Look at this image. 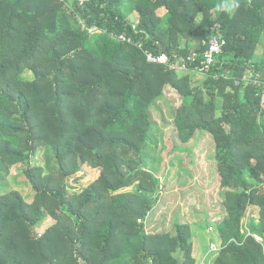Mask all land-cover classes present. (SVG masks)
I'll return each instance as SVG.
<instances>
[{"label":"trees","instance_id":"obj_1","mask_svg":"<svg viewBox=\"0 0 264 264\" xmlns=\"http://www.w3.org/2000/svg\"><path fill=\"white\" fill-rule=\"evenodd\" d=\"M111 34L173 62L214 36L226 45L208 73L176 71ZM262 43L264 0H0V264H196L203 223L221 248L210 264H264V101L242 81L264 80ZM162 102L176 129L167 156L193 152L199 178L173 230L153 234L159 200L143 191L163 180L144 153ZM17 166L30 201L5 182Z\"/></svg>","mask_w":264,"mask_h":264},{"label":"rangeland","instance_id":"obj_2","mask_svg":"<svg viewBox=\"0 0 264 264\" xmlns=\"http://www.w3.org/2000/svg\"><path fill=\"white\" fill-rule=\"evenodd\" d=\"M159 14L161 15V11ZM130 18L132 19L133 15H131ZM258 53L259 55L264 54L263 43L261 44V48L258 50ZM27 75L28 77L32 76L30 73ZM193 79L195 81V86H200L204 82V77L202 76L193 77ZM167 95L177 104V99L174 98L173 91H167ZM219 105H222L221 100H219ZM159 106L160 109L154 108L152 110L153 119L157 126L154 127L153 131L151 132L150 142L144 153L147 168L155 173L158 177L161 176L163 180V191L160 193H148L143 191V194L149 197L152 201L157 198L159 200L156 208H154V210L149 214L147 218V224L145 225L147 233L153 234L167 233L173 230L174 226L177 224L176 222L180 214V209L182 208L183 199L185 198L184 196H186V193L190 187H192L199 178V175L197 174L198 170L193 164V152L189 150L187 151L188 154H185V152L180 153L178 151H174L169 156H167L171 146L169 134H175L176 129L170 115V104L168 105L167 103L162 102L159 104ZM194 144L192 146H194ZM38 161L41 164H45L46 160L43 151L40 152ZM165 163L167 168L164 167ZM22 171L23 169L19 166L12 168L11 173L5 182L8 183L10 188L20 191L26 200L30 201L32 198V190L21 174ZM163 173H165V175H163ZM1 191L2 190L0 189V192ZM126 191L135 193L139 192V183L128 188ZM196 192L198 194L197 208H199V205L203 206L204 203H206L207 194L204 193V190H198ZM55 223L56 222L52 218H49L38 228H36L34 233L38 237H42L45 232ZM210 232L213 234V237H216L214 230ZM193 233H195L193 235H195L194 240L195 243H197L196 245L194 243L193 247L194 258L196 260V264H201L203 259L210 255L211 238L207 232V225L204 223L194 227ZM196 246L199 248V250L198 253L196 251L197 254L195 255ZM211 255L208 257V259L211 258ZM208 259L206 260L205 264L209 263Z\"/></svg>","mask_w":264,"mask_h":264},{"label":"built area","instance_id":"obj_3","mask_svg":"<svg viewBox=\"0 0 264 264\" xmlns=\"http://www.w3.org/2000/svg\"><path fill=\"white\" fill-rule=\"evenodd\" d=\"M64 2H68V1H74L77 2L80 5L85 4L88 0H62ZM91 33H101L100 30H91ZM111 36L121 42V43H128V44H132L135 47L143 50V52L146 55L147 61L150 64H155V65H164L169 67L171 70H176V71H182L186 69V64H191V65H196L198 64V69L200 72L202 73H208L210 68L212 66H214V64L216 63V58L218 55L221 54L224 46L226 45V41L222 36H214L209 38V40L206 42V49L204 52L202 53H193L192 55H190L186 61L184 60H178L177 56H175L176 61L177 62H173L171 60V58L169 57L168 54L166 53H160V54H155L154 52L146 49L144 47V44L141 42H135L134 40H132V38L127 37L125 35H116V34H111ZM158 44V43H157ZM242 81L246 82L247 84H254L255 86H257L258 88V95L262 97L263 101H264V80L257 78V77H253L252 75H247L245 77L242 78ZM237 84H240V81L237 82ZM214 228L210 227L209 228V232L213 231ZM258 241H262L260 238L257 237ZM210 254L212 253H216L218 252L221 248L220 246L217 245L216 242H212L210 245ZM207 260V257L203 259V261L201 262V264H205Z\"/></svg>","mask_w":264,"mask_h":264},{"label":"crops","instance_id":"obj_4","mask_svg":"<svg viewBox=\"0 0 264 264\" xmlns=\"http://www.w3.org/2000/svg\"><path fill=\"white\" fill-rule=\"evenodd\" d=\"M164 14V11H161V15H163ZM183 213L185 214V209H184V211H183ZM186 215V214H185ZM145 223V225L147 224V220L144 222ZM193 226H195V227H197V226H199V225H197V224H192ZM194 228V227H193ZM214 242H216V241H214ZM213 242V243H214ZM211 243H212V241H211ZM197 243H195V245H196ZM197 247V246H196ZM196 247H195V255L198 253V250H199V248L197 247V249H196ZM196 251H197V253H196Z\"/></svg>","mask_w":264,"mask_h":264},{"label":"clouds","instance_id":"obj_5","mask_svg":"<svg viewBox=\"0 0 264 264\" xmlns=\"http://www.w3.org/2000/svg\"><path fill=\"white\" fill-rule=\"evenodd\" d=\"M233 7L236 8V7H239V5L238 4H234ZM218 10H220V9H218Z\"/></svg>","mask_w":264,"mask_h":264}]
</instances>
